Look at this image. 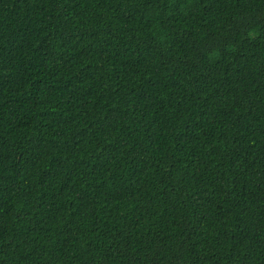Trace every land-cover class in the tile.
<instances>
[{
	"label": "trees",
	"instance_id": "1",
	"mask_svg": "<svg viewBox=\"0 0 264 264\" xmlns=\"http://www.w3.org/2000/svg\"><path fill=\"white\" fill-rule=\"evenodd\" d=\"M0 264H264V0H0Z\"/></svg>",
	"mask_w": 264,
	"mask_h": 264
}]
</instances>
